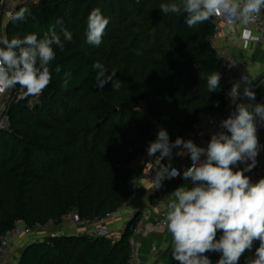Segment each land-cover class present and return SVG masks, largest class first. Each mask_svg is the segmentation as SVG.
Returning <instances> with one entry per match:
<instances>
[{
	"label": "trees",
	"instance_id": "1",
	"mask_svg": "<svg viewBox=\"0 0 264 264\" xmlns=\"http://www.w3.org/2000/svg\"><path fill=\"white\" fill-rule=\"evenodd\" d=\"M174 2L53 0L17 8L30 9V15L11 20L7 38L33 33L42 38L59 19L72 39L65 40L57 25L64 48L54 46L51 83L39 95L13 101L10 129L0 132V241L18 224L60 226L70 214L89 223L106 219L135 197L132 163L149 157L155 123L175 141L194 128L201 114L223 111L231 86L221 76L215 92L207 88L208 75L221 74L219 55L209 42L211 19L189 28L184 14L165 15L160 9ZM96 8L110 23L102 43L92 46L86 42L87 17ZM96 61L117 73L118 91L94 86ZM66 72L71 79L64 88ZM34 98L39 103L31 108ZM189 184L164 179L149 201L156 205ZM140 216L137 212L116 241L65 234L30 244L19 264H129V240ZM257 247L259 241L239 264L254 258ZM219 258L211 252L212 264Z\"/></svg>",
	"mask_w": 264,
	"mask_h": 264
},
{
	"label": "clouds",
	"instance_id": "2",
	"mask_svg": "<svg viewBox=\"0 0 264 264\" xmlns=\"http://www.w3.org/2000/svg\"><path fill=\"white\" fill-rule=\"evenodd\" d=\"M166 14L185 15L189 28L203 24L210 18L221 16L231 26L235 21L247 25L255 16L264 12V0H178L160 5ZM30 15V9L20 8L10 19L23 21ZM110 19L99 8L91 10L87 17L86 42L92 46L102 43ZM65 40L72 34L62 26L58 19L42 38L28 34L23 38L0 37V93L15 89H25V96L39 95L52 80L51 64L56 58L54 46L61 51ZM251 33L244 32L248 37ZM94 86L103 90L111 85L118 91L121 82L116 72L96 61ZM55 72H61L56 66ZM71 73H64L61 86L68 87ZM221 74L217 71L207 77L209 93L220 87ZM245 82L248 77H243ZM240 83L233 85L229 92L235 110L220 122L221 131L211 135L206 147L198 146L191 139L177 137L171 141L167 130L161 128L156 139L149 142L146 149L149 157H156L155 183L161 187L164 179L180 176V171L172 167L173 150L175 155L188 156L191 165L183 171V179L191 187L179 186L170 193L166 202L164 223L171 237V256L179 264H212L208 252L220 254L216 264H239L246 251L259 241L254 258L246 264H264V178L252 182L245 175L257 164L260 143L257 136V123L264 122V104L245 103L255 101V92L247 83L243 93ZM237 101H240L239 103ZM218 106V105H217ZM168 158V164L160 162ZM250 161V162H249ZM246 165L239 168L238 165ZM235 169V170H234ZM221 232L219 239L217 233Z\"/></svg>",
	"mask_w": 264,
	"mask_h": 264
},
{
	"label": "built area",
	"instance_id": "3",
	"mask_svg": "<svg viewBox=\"0 0 264 264\" xmlns=\"http://www.w3.org/2000/svg\"><path fill=\"white\" fill-rule=\"evenodd\" d=\"M53 0H19L17 4L13 5L11 8L1 9L2 13L8 17L7 25L1 26L0 24V37L6 36V29L11 21L10 17L17 12V8L20 6H38L43 2H51ZM214 27L213 34L211 35L209 42L212 47L216 50L217 43L222 38L223 25L228 27L226 40L231 41L234 45L238 46L242 44L244 48H248L252 43H264V15L262 12L255 16V18L247 25L235 21L231 26H229L223 17L215 16L210 18ZM248 31L251 33L250 36L245 37L244 32ZM217 51V50H216ZM219 55V54H218ZM219 63L222 78L233 87L234 84L240 83V86L245 83L243 77H245L243 66L240 65L234 55L229 53H223L219 55ZM11 89L6 90L4 93H0V132L10 129V120H9V110L4 108L6 100L8 99ZM25 89L19 88L17 97L14 99V102H18L25 98L24 95ZM240 91V89H239ZM229 92L225 95V107L223 111L219 114L217 113H204L201 114L198 118L197 123L194 128L183 137L184 140L191 139L198 146L206 147L209 142L211 135L215 132L221 131L220 122L227 118L230 115L229 105L231 100L229 97ZM253 103V101H252ZM256 103L264 104V95ZM257 136L260 143V151L257 156L256 167L251 172H246L245 175L250 177L252 182H256L261 178H264V122L257 123ZM177 150H173V157L171 159L172 167L180 171V176H177L172 179L177 181L183 179V171L191 165V160L188 156L180 157L175 155ZM159 156V153L155 157H138L132 163V177H131V186L133 187L134 183L145 181L148 184L149 195L152 196L157 192V187L155 183L156 171L159 168L157 165L156 157ZM250 162V161H249ZM161 164H168V158H165L160 162ZM246 165L240 164L239 168H244ZM235 170V169H234ZM191 187V184H189ZM135 190V189H134ZM164 198L160 200L156 205H150L145 210H136L133 209L136 203V198L131 199L126 205H124L120 210L110 214L106 219L99 222H84L76 214H70L63 219V223L57 228V230L45 233L47 227H37L36 229L30 228L28 226L18 224L11 231L5 234L0 241V264H9L13 262L14 264H19L20 256L16 255L13 251L12 246L14 241L25 240L29 241V244L39 243L47 238H60L65 234H78L82 229L86 230L92 238L106 237L115 239L116 237L112 233L108 232L103 228V224L106 222L113 223L121 218H127L129 221L134 218L137 212L141 213V216L133 228V236L129 240L130 244V260L129 264H137V237L143 234L151 225L156 230H167L164 223V217L166 214V202L168 200ZM123 228V231L125 230ZM122 231V232H123ZM39 233V235H38ZM221 232H218L220 234ZM159 252L157 246L151 247V253L157 255ZM209 257L211 252L206 253ZM169 264H179L178 261L171 259Z\"/></svg>",
	"mask_w": 264,
	"mask_h": 264
},
{
	"label": "crops",
	"instance_id": "4",
	"mask_svg": "<svg viewBox=\"0 0 264 264\" xmlns=\"http://www.w3.org/2000/svg\"><path fill=\"white\" fill-rule=\"evenodd\" d=\"M10 3H14L13 0H3L2 7L8 8ZM16 4V3H15ZM15 4H12L15 5ZM228 27L223 25L222 38L217 43V53L222 55L223 53H229L234 55L236 61L243 66L245 76L248 77V81L240 86V92L243 93V89L247 83H250L252 90L255 92V101L258 102L264 95V43H252L246 49L242 44L238 46L234 45L231 41L226 40ZM238 103L240 101H237ZM245 103H252L246 98L243 100ZM235 110V105L232 103L229 105L230 114ZM132 189L135 191L136 203L133 209L145 210L150 205L148 184L145 181L134 183ZM124 221V219H123ZM120 219L113 223H107L105 228L108 232H116L121 236L125 224ZM47 228L57 230L59 226H55L50 223ZM59 229V228H58ZM86 230H81L78 234H86ZM158 247V254L151 253L152 246ZM15 245L12 249H16ZM137 264H169L171 262V237L167 230H156L151 225L141 235L137 237ZM15 252V251H14ZM14 264V263H12Z\"/></svg>",
	"mask_w": 264,
	"mask_h": 264
},
{
	"label": "rangeland",
	"instance_id": "5",
	"mask_svg": "<svg viewBox=\"0 0 264 264\" xmlns=\"http://www.w3.org/2000/svg\"><path fill=\"white\" fill-rule=\"evenodd\" d=\"M11 1V0H10ZM14 1V3H10V6L8 7V9L9 8H11L12 7V4H17L18 3V1L19 0H13ZM7 21H8V17L7 16H5L3 13H2V15H1V26H6L7 25ZM37 103H39V99L38 98H34L33 100H31L30 102H29V107H31V108H33ZM142 110H145L143 107H141V106H139ZM4 108H5V106H4ZM160 128H159V126L157 125V123H155V130H154V134H155V137L157 136V132H158V130H159ZM121 221H123V218H121L120 219ZM129 222V220L126 218H124V221H123V223L125 224V225H127V223ZM108 223V222H107ZM106 222L103 224L104 225V227H106V225H108ZM47 231H45V233H49V232H52L53 231V229H50V228H47L46 229ZM123 233V232H122ZM122 233H121V235H122ZM69 234V233H68ZM38 235H39V233H38ZM112 235H114L116 238L115 239H113V237L111 238V240L112 241H116V240H118L119 238H120V235H118V233H116V232H113L112 233ZM13 244L17 247L16 249H14V251H15V253H16V255H18V256H21V254L23 253V251H24V249L28 246V245H30L29 244V241H25V240H19V241H14L13 242ZM13 262H10L9 264H12Z\"/></svg>",
	"mask_w": 264,
	"mask_h": 264
},
{
	"label": "water",
	"instance_id": "6",
	"mask_svg": "<svg viewBox=\"0 0 264 264\" xmlns=\"http://www.w3.org/2000/svg\"><path fill=\"white\" fill-rule=\"evenodd\" d=\"M2 4H3V0H0V12L2 9ZM262 14L264 15V12H262ZM0 24H1V13H0ZM18 90H19V86H17L15 89H11L8 99L6 100V103H5V108L7 110H9L10 105L13 103L14 99L17 97Z\"/></svg>",
	"mask_w": 264,
	"mask_h": 264
}]
</instances>
